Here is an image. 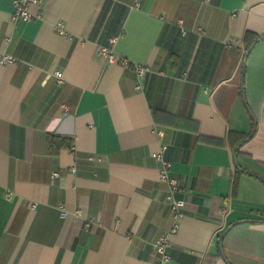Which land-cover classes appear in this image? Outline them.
Instances as JSON below:
<instances>
[{"label":"crops","instance_id":"0c3cea01","mask_svg":"<svg viewBox=\"0 0 264 264\" xmlns=\"http://www.w3.org/2000/svg\"><path fill=\"white\" fill-rule=\"evenodd\" d=\"M133 1L0 0V264H264V0Z\"/></svg>","mask_w":264,"mask_h":264},{"label":"built area","instance_id":"2783aa9c","mask_svg":"<svg viewBox=\"0 0 264 264\" xmlns=\"http://www.w3.org/2000/svg\"><path fill=\"white\" fill-rule=\"evenodd\" d=\"M14 5V11L11 15V22L16 25L19 22H27L32 20L36 15L32 12L31 8L33 6L39 5L43 0H12ZM142 0H134L131 7L138 8L141 6ZM39 17V15H37ZM55 31L63 36H67L68 32L65 29L64 24L59 21L54 25ZM118 37L112 36L109 39L108 45L100 46L98 49V55L105 59L108 64H118L122 67H127L130 65V62L126 58L119 57L115 52L113 46L115 45ZM16 59L12 55L7 54L6 52H0V65H8L15 63ZM134 69L137 75L140 78H143L149 74H152V70L148 66L134 64ZM159 134H162L159 132ZM152 156L160 160L163 164V168L160 171L159 178L161 181L169 185V191L166 196L167 201L169 202L173 210V226L172 231L175 233L180 228V222L184 217L183 208L185 205L184 200L179 196L180 193V182L174 177L171 172V163L164 159L161 152L153 153ZM59 173H53V176H58ZM12 199L13 194L11 192L7 195ZM89 225V224H88ZM169 235H161L154 243L153 247L157 253V259L153 264H167L170 260V254L168 251L169 248Z\"/></svg>","mask_w":264,"mask_h":264},{"label":"trees","instance_id":"16d2710c","mask_svg":"<svg viewBox=\"0 0 264 264\" xmlns=\"http://www.w3.org/2000/svg\"><path fill=\"white\" fill-rule=\"evenodd\" d=\"M108 41L102 42L101 37H100V38H98L97 43L99 44V47H100V46L108 45ZM251 136H252V134L248 135V138H250ZM47 144H48L47 145L48 151L51 153L52 152L56 153L61 147H69V148L73 147L72 146L73 142L67 141L65 139H61L60 137H55V136H49Z\"/></svg>","mask_w":264,"mask_h":264}]
</instances>
